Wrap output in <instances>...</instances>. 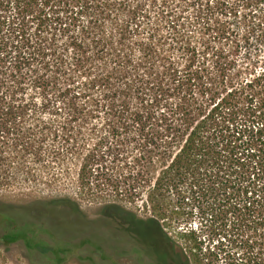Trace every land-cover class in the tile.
<instances>
[{
	"label": "trees",
	"instance_id": "16d2710c",
	"mask_svg": "<svg viewBox=\"0 0 264 264\" xmlns=\"http://www.w3.org/2000/svg\"><path fill=\"white\" fill-rule=\"evenodd\" d=\"M23 182L72 184L137 251L204 264L192 229L188 253L122 205L145 193L163 216L167 192V218L175 195L264 264V0H0V189ZM55 191L0 202V245L62 264L72 249L40 240L42 217L80 210Z\"/></svg>",
	"mask_w": 264,
	"mask_h": 264
},
{
	"label": "rangeland",
	"instance_id": "374dc122",
	"mask_svg": "<svg viewBox=\"0 0 264 264\" xmlns=\"http://www.w3.org/2000/svg\"><path fill=\"white\" fill-rule=\"evenodd\" d=\"M191 11H193L192 8L189 12ZM204 40L200 38V34H196L192 40L199 51L220 46L219 41L213 37L210 38L209 35ZM71 177L74 178V175ZM55 190L75 199L80 210L79 215L64 216L61 219L52 216L42 217L44 225L39 235L40 240L51 246L60 245L72 249L62 264H136L137 260L141 261L138 258L140 253L137 251L138 247L124 246L123 242L127 237L117 235L115 224L105 218V212L102 209L103 202L92 199L72 184L65 187H48L23 182L11 188L0 189V202L27 205L53 195L52 193L57 192ZM144 194L135 200L124 201L122 205L143 219L155 215L160 217V224L166 236L168 232V235L181 247L183 246L188 253L191 252L193 242H187L182 233L187 229H192L200 247V249L193 250V253H198L204 260V264H246L245 261L243 262L242 251L235 248L228 240H220V236H217L214 229L215 226L200 214L197 207L176 200L174 198L178 197L173 195L174 201L170 208L176 213L172 218H167V192H165L163 210L160 212L163 216L153 212L151 206L145 201ZM3 231L4 227L0 226V235ZM0 264L49 263L29 252L22 242H17L8 247L0 245Z\"/></svg>",
	"mask_w": 264,
	"mask_h": 264
},
{
	"label": "flooded vegetation",
	"instance_id": "af4514ba",
	"mask_svg": "<svg viewBox=\"0 0 264 264\" xmlns=\"http://www.w3.org/2000/svg\"><path fill=\"white\" fill-rule=\"evenodd\" d=\"M126 247L142 248L145 242L139 237V234H132L131 238H126L123 242ZM140 252V251H139ZM136 264H167V248L161 250L145 251L141 249Z\"/></svg>",
	"mask_w": 264,
	"mask_h": 264
}]
</instances>
